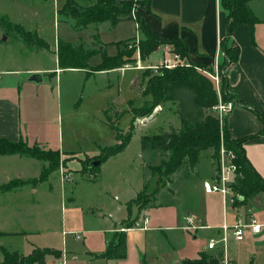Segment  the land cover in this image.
<instances>
[{
    "label": "crops",
    "instance_id": "1",
    "mask_svg": "<svg viewBox=\"0 0 264 264\" xmlns=\"http://www.w3.org/2000/svg\"><path fill=\"white\" fill-rule=\"evenodd\" d=\"M96 0L93 4H95ZM67 0H65V3ZM249 7L252 10L255 17L259 19V22L254 25L247 24H237L234 26L231 35L229 36V45L237 46L239 48V53L234 62H230L226 66L225 78L226 80V91L231 95L235 101H239L242 105L235 104L233 109L225 116L226 123V133L230 139L238 140L242 138H247L242 142L243 153L250 164L256 172L259 174L260 178L264 181V121H262L256 112L262 113L264 115V0H249ZM64 3V4H65ZM63 4V5H64ZM79 5V4H77ZM91 5V4H89ZM88 6V5H85ZM146 8H143L140 12L142 21L146 24L151 34L157 38L163 39H178L187 52L188 62L194 63L195 65H200L201 67L214 68L215 62L219 63L222 59L220 54V40L226 36V12L222 9L219 0H148ZM82 7V6H81ZM128 19L120 20L125 21ZM118 21V23L120 22ZM135 21V20H134ZM136 22V21H135ZM103 23V22H101ZM99 23L98 26L91 25L93 32L89 35L90 41L84 44L90 46L92 41V35H97L99 37ZM108 26L109 22L104 21ZM116 23V24H118ZM114 24V25H116ZM89 26V25H88ZM139 37V31L137 30L136 23V34L129 39ZM123 40V41H128ZM81 40V39H80ZM99 40L103 43L98 49L103 50L97 51L96 53H102L113 57L119 53L120 46L118 42L111 43V47L115 51L111 52L107 50L108 43H105L99 37ZM79 41V40H77ZM76 41V42H77ZM68 42V41H67ZM57 45V42H56ZM168 43L160 44V46L154 50L145 60H138L140 66H146L145 68H137L140 72L138 74L133 73L128 76L125 80L128 82V89L138 88L137 94L140 96L139 103L134 101V98L125 99L126 104L122 105L117 102L119 98L112 101L103 110V114L106 117V111L109 107L115 109L119 108L120 113L118 117L125 112L130 116V124L133 126L132 135L129 139L128 145L117 154L109 156L102 163L96 166L95 174L97 178L95 181L102 183V176L100 172V166L107 163L110 159L126 154L134 140L136 130L138 129V124L142 126V129L138 132V140L140 141L141 136L147 135L145 131L151 127V125L156 122L159 117V121L162 126L156 127L155 130H150L149 134H156L168 130L170 126L175 129L179 128V119L176 114V102L173 101H163L162 104L156 105L153 108V113L148 115L145 122H141L139 117L134 119L133 110H138L142 108H147L151 105L153 101V96L150 93L144 92L147 73L153 75L151 70L147 66L156 65L160 62L163 56L170 51ZM171 45V44H170ZM54 53V66L51 68H43L42 66L33 64L32 67H28L26 72L28 74L34 72L41 75V80H43L44 75L48 74L51 78L54 77L55 81L60 77L62 70H74L83 71L85 74L84 83L91 82L92 79L89 75H97L98 77L106 78L108 82L119 81V78L124 77L126 74V69L132 64L115 67L112 69H102L100 71H94L93 67L97 64H90V58L88 60V65L85 69L79 68H60L57 61V55ZM102 60V58H101ZM100 60V61H101ZM100 63V62H99ZM98 63V64H99ZM145 64V65H144ZM18 70H4V72L10 73ZM121 75V76H120ZM119 76V77H118ZM130 78V79H129ZM90 79V80H88ZM41 80L39 82H41ZM10 83V82H9ZM114 83V82H113ZM119 83V82H118ZM84 84V85H85ZM120 86L118 87V91ZM43 90V89H42ZM38 86H35L31 80H17L14 83L6 84L0 80V137L6 138L8 140H19L22 139L24 142L29 144H35L42 149H49L57 151L60 157H76L74 151L71 152L66 150V145L58 143L60 140L57 138L56 142L59 144L58 149H54L50 143V127L51 122L47 117V107H46V96L43 92L39 93ZM244 104V105H243ZM132 108V110H131ZM77 107H74V110ZM164 111H168L169 115L172 116V122L166 120L169 118L168 113L163 114ZM116 119V121H117ZM132 119H134L132 121ZM139 120V122L137 121ZM107 124H109L106 118ZM129 124V126H130ZM112 128V127H111ZM145 129V130H144ZM121 130V129H120ZM115 131V130H114ZM124 132V131H122ZM116 133V132H115ZM142 133V134H141ZM145 133V134H143ZM116 136V134H115ZM52 140V139H51ZM116 140V138H115ZM53 141V140H52ZM117 143V141H116ZM115 143V144H116ZM141 143V141H140ZM113 144V145H115ZM104 145L103 147H106ZM112 146V145H109ZM103 148H101L102 150ZM70 155H67L68 153ZM101 152V151H100ZM100 154V153H99ZM94 155V156H98ZM88 156V157H94ZM138 156L140 159H144L141 152V147L139 144ZM200 156V154H199ZM195 164L194 176H189L188 174H179L180 170L176 173L179 182V188L175 189L172 194L160 192L156 199L154 205L149 208L139 210L138 205H133L130 202L135 198L137 193H139L143 188V173L140 171L142 162H134L136 170L138 171V176L141 179L137 180L134 187H130L128 184V194L127 198L122 199L119 205L123 210V214L120 216H115L113 210H108L107 222L105 229L96 230L103 233L102 237L96 240L98 244H92L90 242H84V235L77 232H70L74 235L75 240H83V245L79 246L81 248H69L66 240V233L61 230L62 243L55 244L53 242L54 236L58 235L57 232L49 231L46 234V241L42 243H35L32 241L30 244L25 245L27 250L11 249L9 245L10 235L22 234L29 235V232L23 229L16 231H9L4 227V223H0V262L3 258L2 249H6L11 252H18L23 255H28L32 252L34 248H51L60 251V256H55L53 254H47L45 257V264H56L59 258L64 257L65 264H148L150 259H155V261L160 262L158 246L156 245L158 238L157 235L152 232L153 229H159L164 235V240L166 244H163V240L160 239L165 254H171L176 258L172 264H238L236 257L239 254V245L242 243V249L245 254L249 253V249L245 247L248 241L254 243L255 249L260 253L264 254V247L257 244L264 240V208H261L264 204V190L255 192L254 195L246 199L245 201L242 196L238 197V203H232V208L244 206L245 210L242 213L236 212L233 215V219L240 214H247V211L252 214L255 221L260 223L262 226L261 230L256 234L251 233L247 230L244 238L241 241H235L229 238L226 241V245L216 243V246L209 249L206 247L208 240L211 237L218 238L220 234L219 227L227 221V215L225 209L227 207V200L230 198H223L219 193H206L203 189V181H209L210 170L209 163H200V159ZM87 156L85 158H88ZM35 159L31 156H23L14 153L13 155H0V185L7 183L14 179H23L22 183L12 187L9 190H0V196L12 198L17 194H23L27 196V200L30 201V196L32 192H35V183H27L29 178H39L36 176L25 175L26 170H28L31 164L28 159ZM82 165L80 167L81 172L84 166V160L80 158ZM67 162V159L65 160ZM67 163H70L67 162ZM132 164V162H131ZM76 167V165H74ZM19 168V169H18ZM69 169V167H68ZM215 170L214 168H212ZM16 171L14 175L12 172ZM69 169V173H70ZM19 173V174H18ZM55 173V172H54ZM93 174L94 177L96 175ZM53 175L49 173L47 177L43 180L36 181L44 182L48 180ZM66 175L63 180L60 179L58 175V181L60 185L65 183L67 180H71V175ZM196 177L193 181V185L190 184L189 178ZM5 178V179H2ZM211 194H217L219 199L222 200V208L224 213L223 222H212L213 214H211L214 207L210 204V199L215 200ZM200 195H203V199H199ZM117 196H114V199ZM209 197H211L209 199ZM117 199H119L117 197ZM205 199V201H204ZM209 200V201H208ZM130 203V205H129ZM72 205V203H69ZM99 206V207H98ZM92 207L91 205L88 207ZM96 215L99 217L104 216L101 211L103 208L101 205H96L95 207ZM93 208L90 213H84L83 218H90L92 216ZM191 215L193 218V225L195 228L186 229L184 226L186 224L185 217ZM87 219V218H86ZM145 219L147 222L145 223ZM132 220V224L128 226L126 221ZM233 220V221H234ZM83 221V222H84ZM233 223V222H231ZM83 225V223H82ZM121 228V226H124ZM82 227V226H81ZM121 228V229H120ZM73 230V229H72ZM75 231H86L85 229H76ZM124 231L126 234V254L122 258H100L99 256L103 254L108 244L111 241H115L116 235ZM31 233V232H30ZM249 233V234H247ZM33 236H38V233L31 234ZM79 235V237H77ZM205 239V243L202 241ZM233 243V249L231 251L227 250V243L230 241ZM52 241V242H51ZM257 243V244H256ZM208 245V244H207ZM219 246V247H218ZM218 247V248H217ZM238 249V250H237ZM226 252V253H225ZM151 255L147 260L146 257ZM231 256V257H230ZM230 257V258H229ZM161 263V262H160Z\"/></svg>",
    "mask_w": 264,
    "mask_h": 264
},
{
    "label": "rangeland",
    "instance_id": "2",
    "mask_svg": "<svg viewBox=\"0 0 264 264\" xmlns=\"http://www.w3.org/2000/svg\"><path fill=\"white\" fill-rule=\"evenodd\" d=\"M74 1L83 8L86 7L85 5H92L96 0ZM64 3L65 0H0V16L4 17L12 24H19L26 30L36 32L37 36L44 39L47 45L40 49L31 48L20 38V31H18L17 28L6 32L0 27V80H2V82L10 84L11 82L14 83L17 80L21 81L22 79L26 81V79H28L34 72L28 74L25 69L32 67L33 64L42 66L44 69L52 68L54 66L53 52L55 51L56 53L57 38L72 43H76V41L80 39L83 43L84 41L87 43L90 41L89 35L93 32L91 25L98 26L99 24L89 23V26L87 25L84 28L76 27L75 19L70 15L67 16V14L64 13L65 11L61 12ZM146 3L147 0H131L130 6L133 15H131L128 20L120 21L118 24L114 25V27L108 26L104 21L101 23L98 33L101 40L109 44L106 48L107 50L111 52L113 50L115 51V49L111 47V43L115 42L116 44V42L120 41L117 44V46H120L119 51L130 52L134 46H138L137 42L139 38L140 47L145 44H151V40H148L147 37L142 34H139V37L129 39L136 34V22L134 21V18L140 15L143 8H146ZM101 8L104 10V7L101 6ZM73 13H75V11H73ZM127 39L129 40L123 41ZM168 46L170 50L174 48L170 44ZM94 48L97 51L103 50L102 48L99 50L98 46H95ZM154 50L146 54L145 58H147ZM137 52L138 51L135 52V62L139 59ZM101 58V52L94 54L90 58V64H98ZM145 58L143 60H145ZM193 68L195 71L202 73L208 78L209 76L206 72L214 70L213 68H211V70H207L206 68L202 69V67L197 68L194 65ZM4 70L18 71L7 73L4 72ZM145 70H151L153 74H156L153 69ZM125 71L126 74L124 77L122 76L119 78V83L117 81L108 82L106 78H102V76L98 77L97 75L91 74L88 78H94L91 82H86L85 84V74L83 71L79 70H62L60 77H58L56 81L54 77L51 78L48 74L44 75L41 82L31 81L35 86H38L39 90H41L39 93L43 92L47 99L46 114L51 122V137L49 144L53 145L51 146L52 148L58 149L62 140V144L67 146L65 149L71 152L74 151L75 153L73 154H75L76 157H66L64 159V157H60L59 155L60 161H58L57 164H50L48 160L41 161L36 158L28 159L31 164L29 165L28 170H26L25 175L36 176L38 174L40 177L46 170L50 171L47 172L48 175L49 173H53V175L48 178V180L39 183L35 181L38 177L34 179L29 178V180H27V183L30 182L36 184L33 188L35 189V192H32L30 201H28L27 196L23 194H17L12 198L0 196V223H4V227L9 231L23 229L24 231L29 232V235L27 236L22 234L10 235L9 245L11 249L17 248L19 250H24L25 245H27V243L30 244L32 241L37 244L45 242L46 235H48L46 233L49 231L58 233V235L54 236L53 242L61 246L62 239L61 234H59L61 230H64L66 233L69 231L71 233H82L85 237L83 239L84 242H90L95 245L98 244V242L96 243V240L103 236V233H100L99 231L97 232L96 230L105 229L108 210H113L115 216L123 214V210L116 205H119L121 203L120 201H123L122 199H125L130 195L127 192L128 180H130V187H134L137 180L139 181V179H141L140 176H138L139 174L134 162H139V160L140 162H143V159H140L138 156L140 144V141L138 140V132H142L140 131L142 126L138 124L134 140L126 154L118 155L99 167L103 178L102 183L95 181L97 174L94 173L96 168H93L92 161H100V158L94 155L99 153L102 155L103 149L101 150V148H103L104 145L109 146L116 143V133L113 128L108 126L106 118L111 126L118 127L121 131H124L122 132L123 134L128 132L130 128L129 124L131 118L128 114H125L124 112L117 119V116L120 113L119 108L115 109L109 107L106 111V117L102 110L113 100L115 101L116 98H119L117 102L122 105L126 104L125 99L131 97L134 98V101L137 103H139V99H141L137 94L138 88L136 87V89L129 90L127 87L128 82L125 80L128 76H131L133 73L138 74L140 71L134 66H130ZM146 75L147 78L150 76L149 73ZM119 86L120 89L118 91ZM150 88H152L156 94L159 93V90L156 89V83L151 84ZM162 102L159 104H162ZM75 106L77 109L74 110ZM145 109L146 108L133 110L134 119L136 120V117H139L142 118L139 119L140 123L142 121L145 122L144 119L153 113L152 109L151 113L144 114ZM208 110L210 111V109ZM166 112L168 113V111H164L163 114L166 115ZM170 115L168 113L169 118L166 122L168 120L169 122H172L173 119ZM139 120L137 121L139 122ZM160 120L161 117H159L149 129L152 131L155 130L156 127L162 126L159 122ZM222 126L223 125L220 124V135L223 132ZM149 129L145 131L147 132V135L150 133ZM58 137L60 139L58 141L59 144L56 142ZM141 152L143 158H146L148 163L151 160L157 163L161 159V156L152 155L150 152H148V154H143L142 150ZM69 153L67 155H70ZM199 154L200 163H206V161H208L210 166V177L213 176L215 170L212 168L215 169L216 160L212 157L209 150H201ZM86 156L94 157L85 158ZM80 158L84 160V168H82V172L80 169L82 165ZM66 159L67 162L70 161V163L65 162ZM74 165H76V167ZM68 167L71 170L70 173ZM194 167L195 164L194 166H191L185 161L179 168V170L181 169L179 174L186 173L188 175L190 174L189 176H194V172L197 170L194 169ZM140 171L143 173V186L145 185L143 195L150 197L149 199L150 201H153V203L157 201V199L155 201L151 200L152 192L155 188L160 192L169 194H172L175 189L179 188L178 174L176 175L177 172L171 176V180L164 182V185H162V181H158L157 175H151L150 172L143 171L142 164ZM15 173L16 171L12 172L11 175H14ZM68 174L71 175L72 179L68 181L66 180L64 184L62 183L60 185L58 175H60V179L63 178L64 180L66 175L69 176ZM93 174H95L96 177H94ZM194 179H196V177L189 178V182L193 186ZM210 179L211 178H209V180ZM22 180L23 179H21V181ZM235 195H237V192L233 188L231 193L232 201L230 199L227 200V207L225 209L227 221L229 223L234 222L233 215H235L236 212L242 213L245 210V207L240 205V207H234L235 209L233 211L232 203L238 201L237 198H235ZM114 196H117L119 199H117V197L114 199ZM211 196L215 199L212 200L210 199L211 197H209V203L214 205L211 212V214H213L212 222H223L224 213L222 200L219 199L217 194H211ZM201 198L203 199V195H200L199 199ZM69 203H72V205ZM97 204L103 207L101 208V211L104 213V216L102 217L96 215L94 207ZM131 204L134 206L137 205L136 203L134 204V202ZM90 205L92 207L88 208ZM92 208V216L90 218L86 217L87 219L85 218L84 221V213H90ZM261 208H264V204H262ZM126 222L132 224L133 221L128 220ZM124 227L125 225L121 226V228ZM76 229H85L86 231H75ZM70 232L66 235L68 247L70 249L81 248L79 246L83 245V240H75L74 235L70 234ZM152 232L156 234L158 238L156 245L158 246L159 253L158 260L161 263L155 261V259L148 260L151 256L148 253V256L146 257L149 261L148 264H172L173 261H176L177 257L164 253L165 249L160 243L161 239L163 240V244H166L163 238L164 235H162V232L159 231V229H153ZM33 233H38V236L31 235ZM202 241L205 243L204 238H202ZM258 245L264 247V240L257 244V246ZM242 246L241 243L239 245V254L236 257L238 264H264V254L255 249L254 243L251 241L246 243L245 247L249 249V253L247 254H245V251L241 248ZM232 249L233 243L230 240L227 243V250L231 251ZM60 260L61 258L57 260L56 264H58Z\"/></svg>",
    "mask_w": 264,
    "mask_h": 264
},
{
    "label": "trees",
    "instance_id": "3",
    "mask_svg": "<svg viewBox=\"0 0 264 264\" xmlns=\"http://www.w3.org/2000/svg\"><path fill=\"white\" fill-rule=\"evenodd\" d=\"M248 1L249 0H219L222 9L226 12L227 33L225 37L221 38L219 45L222 58L219 61L220 70H224L230 62H234L239 53V48H237L236 45L231 46L228 43L229 36L234 26L237 24L252 26L259 22V19L254 16L250 9ZM130 3L131 0H121L119 2L115 0H98L95 4L81 8L74 0H67L62 6L61 12L65 11L64 13L67 14V16L70 15L73 17L76 27L78 28H84L89 23L99 24L103 21L109 22L110 25L114 26L118 21L130 18ZM101 6L104 7V10H102ZM146 7H148L147 3ZM73 11H75V13H73ZM134 20L137 23L139 34L151 40V44H145L140 47L139 38L137 42L138 46H134L130 52L119 51V53L113 57L104 54L100 63L93 67L94 71L112 69L124 64L130 65L135 62L136 51H138L139 59L143 60L146 54L164 43L171 44L174 47L172 49L174 52L176 51L180 53L183 58H186L187 52L178 39L157 38L151 34L140 15L135 17ZM0 27L6 32L17 28V30L20 31V38L31 48L40 49L47 46L45 40L38 37L36 32L26 30L19 24H12L2 16H0ZM91 38L92 41L90 46L84 44L82 40L72 43L57 38L56 54L59 67L85 69L88 65L89 58L96 52L94 47H99L103 44L97 35H92ZM193 65L201 67L200 65L192 64L190 67L178 66L175 69H161L158 74L150 75L146 79L143 93H150L151 96H153V101L151 105L144 110L145 113H143H151L152 109L162 101L176 102L177 105L175 110L180 126L177 129L170 126L168 130H164L163 132L141 136L140 147L143 154H148V152H150L152 155L161 156V159L157 163L152 160L148 163L147 159L144 158L142 162L143 171H148L151 175H157L158 181L161 180L162 185H164V182L171 180V176L179 171V168L185 161L191 166H194L201 150H209L210 154L217 162L220 155V146L223 144L225 149H231L236 153L235 164L238 168V172L233 182V188L239 196L244 198L243 201H245L254 195L255 192L264 190V181L260 178L256 170L250 166L245 153H243L241 145L247 138L238 140L230 139L226 133L225 119L220 122L218 117L211 110V107L215 105L219 99L232 100L236 105L237 103L242 105V103L235 101L231 95L227 93L225 70L222 74V81L217 92L213 81L207 76L205 77L202 73L195 71ZM203 68L211 70V68H207L206 66L202 67V69ZM152 82L156 83V89L159 90L158 94L150 88L151 84H153ZM208 109H210L211 112ZM256 113L258 117L264 121V115L259 112ZM133 120L134 119H132V121ZM220 124L223 125V132L221 135ZM111 127L116 132L115 138L117 143L112 146L103 147L102 155H98L100 163L109 158V156L115 155L123 150L128 145V141L132 135V124L129 126V131L124 134L118 127ZM14 153L26 157L31 156L41 161L48 160L50 164H57L58 161H60L57 151L49 149L42 150L38 145L27 144L22 139L11 141L0 137V155H13ZM93 168L97 167L94 166ZM47 172L50 171L46 170L45 173H42L35 181L43 180L48 175ZM20 183H22L21 180H11L1 184L0 190H9ZM144 189L145 185L132 200L134 204L136 203L138 205L139 210L149 208L155 204L153 201H150V197L143 195ZM159 192L160 191L155 188L152 192L151 200L155 201ZM238 202L239 201H237L236 204ZM129 225L131 224H128L127 227H129ZM125 243L126 234L124 231H121V233L116 235L115 241H111L106 251L99 257L104 259L122 258L126 254ZM2 251L3 258L0 264H45V257L47 254L50 253L55 256L61 255L60 251L47 247L34 248L28 255L20 254L17 251H7L6 249H2Z\"/></svg>",
    "mask_w": 264,
    "mask_h": 264
},
{
    "label": "built area",
    "instance_id": "4",
    "mask_svg": "<svg viewBox=\"0 0 264 264\" xmlns=\"http://www.w3.org/2000/svg\"><path fill=\"white\" fill-rule=\"evenodd\" d=\"M133 15V13H131ZM138 54V52H137ZM139 58V55H138ZM140 60V59H138ZM136 61L133 65L137 68H145L140 66L139 61ZM192 64L187 61V57L183 58L180 53L174 52L173 50L168 51L160 62L156 65L147 66L150 69H153L154 73L158 74L161 69H175L178 66L190 67ZM127 67L129 65L126 64ZM132 66V65H130ZM199 68V67H197ZM213 71H207L206 74L213 81L215 88L218 92L219 86L222 81L223 70L219 68V63L215 62ZM235 103L232 100H220L211 107L212 112L218 117L220 122L225 118V116L233 109ZM222 143V142H221ZM219 157L215 166V173L209 181H203V189L206 193H219L223 198H230L232 201L231 193L233 190L234 180L238 172V168L235 164L236 153L231 149H225L223 144L220 146ZM239 195H235V198L238 199ZM145 223L147 219L144 220ZM185 228L191 229L196 226L193 225V218L191 215L185 217ZM262 225L255 221L252 214L247 211V214H240L236 217L233 223H223L219 229L220 234L218 238L211 237L207 242V247L212 249L216 246V243L226 245V241L231 238L235 241H241L247 230L251 233L256 234L261 230ZM79 237V235H77ZM58 264H65L64 257L60 260Z\"/></svg>",
    "mask_w": 264,
    "mask_h": 264
},
{
    "label": "water",
    "instance_id": "5",
    "mask_svg": "<svg viewBox=\"0 0 264 264\" xmlns=\"http://www.w3.org/2000/svg\"><path fill=\"white\" fill-rule=\"evenodd\" d=\"M115 1L119 2L121 0H115ZM29 80L34 81V82H39L41 80V75H39L38 73H33V74L30 75ZM99 163H100L99 160H93L92 161L93 165H98Z\"/></svg>",
    "mask_w": 264,
    "mask_h": 264
}]
</instances>
